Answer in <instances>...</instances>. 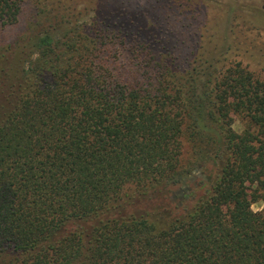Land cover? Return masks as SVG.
<instances>
[{"label":"trees","instance_id":"obj_1","mask_svg":"<svg viewBox=\"0 0 264 264\" xmlns=\"http://www.w3.org/2000/svg\"><path fill=\"white\" fill-rule=\"evenodd\" d=\"M65 2L0 41V264H264V81Z\"/></svg>","mask_w":264,"mask_h":264},{"label":"rangeland","instance_id":"obj_2","mask_svg":"<svg viewBox=\"0 0 264 264\" xmlns=\"http://www.w3.org/2000/svg\"><path fill=\"white\" fill-rule=\"evenodd\" d=\"M22 16L16 24L0 31V41H12L27 26L36 23L35 11L43 7V0H21ZM63 7L75 8L80 18L91 17L102 0H65ZM120 9L126 18L137 17L147 35L157 33L159 41L182 44V55L196 49L198 43L217 41L223 50L225 65L239 63L254 77L264 81V0H103ZM61 5V6H62ZM59 7V3L56 4ZM55 6V7H56ZM49 16V14H48ZM73 21V20H72ZM47 25V22H38ZM152 37V35L150 36ZM177 49L174 51L177 54ZM225 51V52H224ZM233 128L242 130L238 120ZM182 160L190 158V149L181 138ZM264 209L263 203L252 210Z\"/></svg>","mask_w":264,"mask_h":264}]
</instances>
